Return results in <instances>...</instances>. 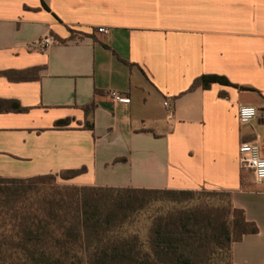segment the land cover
Here are the masks:
<instances>
[{
  "label": "crops",
  "instance_id": "obj_1",
  "mask_svg": "<svg viewBox=\"0 0 264 264\" xmlns=\"http://www.w3.org/2000/svg\"><path fill=\"white\" fill-rule=\"evenodd\" d=\"M208 75L250 89L193 86ZM240 104L264 107V0H0V175L229 191L258 227L232 264H264V183L239 153L256 133L264 148V112L243 124Z\"/></svg>",
  "mask_w": 264,
  "mask_h": 264
},
{
  "label": "trees",
  "instance_id": "obj_2",
  "mask_svg": "<svg viewBox=\"0 0 264 264\" xmlns=\"http://www.w3.org/2000/svg\"><path fill=\"white\" fill-rule=\"evenodd\" d=\"M18 72L3 73L31 77ZM212 82L250 89L218 75L193 86ZM86 171L0 175V264H232L233 243L258 231L229 191L61 181ZM247 172L243 168V181Z\"/></svg>",
  "mask_w": 264,
  "mask_h": 264
},
{
  "label": "built area",
  "instance_id": "obj_3",
  "mask_svg": "<svg viewBox=\"0 0 264 264\" xmlns=\"http://www.w3.org/2000/svg\"><path fill=\"white\" fill-rule=\"evenodd\" d=\"M99 32L107 33L108 28L100 27ZM55 40L45 37L39 43L46 47L54 43ZM109 96L114 102L129 103L130 97L124 92L111 90ZM164 104L171 109L170 103L165 101ZM260 111L257 107L247 104H240L238 108V119L241 123H250L257 118ZM240 163L242 168L248 169L257 183H264V148L258 134L252 139H245L239 145Z\"/></svg>",
  "mask_w": 264,
  "mask_h": 264
},
{
  "label": "water",
  "instance_id": "obj_4",
  "mask_svg": "<svg viewBox=\"0 0 264 264\" xmlns=\"http://www.w3.org/2000/svg\"><path fill=\"white\" fill-rule=\"evenodd\" d=\"M259 111L264 112V107L260 108Z\"/></svg>",
  "mask_w": 264,
  "mask_h": 264
},
{
  "label": "rangeland",
  "instance_id": "obj_5",
  "mask_svg": "<svg viewBox=\"0 0 264 264\" xmlns=\"http://www.w3.org/2000/svg\"><path fill=\"white\" fill-rule=\"evenodd\" d=\"M257 134V133H256ZM199 190H201V189H199Z\"/></svg>",
  "mask_w": 264,
  "mask_h": 264
}]
</instances>
